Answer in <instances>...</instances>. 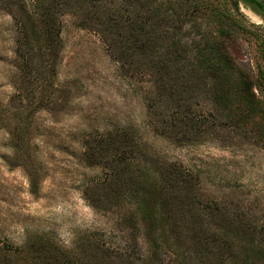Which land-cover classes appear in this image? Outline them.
Returning <instances> with one entry per match:
<instances>
[{"label": "rangeland", "instance_id": "374dc122", "mask_svg": "<svg viewBox=\"0 0 264 264\" xmlns=\"http://www.w3.org/2000/svg\"><path fill=\"white\" fill-rule=\"evenodd\" d=\"M36 1L0 0V264H49L38 258L42 242L56 243L67 264H116L130 251L132 264H195L172 244L153 184L158 167L170 163L190 174L200 207L223 201L228 214L238 213L237 229L210 225L221 247H232L229 264L240 257L264 264L260 12L243 0H162L168 14L161 19L166 34L161 49L167 51L174 37L196 41L198 51L205 34L218 36L223 26L228 32L222 40L235 59L224 79L215 61L204 75L191 74L180 62L177 94L193 96L190 117L197 125L184 133L188 115L179 114L183 125L175 133L163 122L170 110L150 111L153 77L122 65L103 37L71 14L62 17L54 68L49 71L44 43L32 54L38 64L22 72L19 32ZM36 41L33 33L26 39L34 47ZM250 83L253 88H246ZM251 96L256 106L238 109L223 102ZM123 132L134 142L120 145L114 138ZM131 216L136 235L129 228ZM134 236L137 247L131 245Z\"/></svg>", "mask_w": 264, "mask_h": 264}, {"label": "trees", "instance_id": "16d2710c", "mask_svg": "<svg viewBox=\"0 0 264 264\" xmlns=\"http://www.w3.org/2000/svg\"><path fill=\"white\" fill-rule=\"evenodd\" d=\"M243 1L258 4L255 0ZM36 2V9L34 8L32 16L29 15L28 22L24 21L20 27V39L16 52H18L19 68L22 72L38 64L32 54L34 50L41 51L44 43L50 50L49 71L54 68L52 66L58 55L61 33L65 25L62 17L64 14H71L78 19L79 25L100 34L122 65L129 67L135 73H147L153 77L156 97L151 99L150 111L159 115L170 110L171 114L168 113V115L171 117H164L163 122L164 125L171 126L175 133L179 132L183 125V116L181 118L179 114L188 115L189 120L185 122L186 128L182 129L184 133L197 125L190 117L195 112L193 96L179 98L177 94L179 91L177 86L180 87L177 83L181 73L180 62L188 64L191 74L204 75L209 71V65L215 61L217 76L220 79L227 78L228 71L235 68L232 64L235 59L222 40V36L228 32L223 26L218 36L205 34L203 42L199 43L204 45L198 47V51L193 49V45H198L196 41L183 43L178 42L174 37L167 51L161 49L163 36L166 35L161 27V19L168 14L162 10V0H37ZM237 3L236 0L235 4ZM209 4L208 2L207 5ZM30 33L36 36V47L26 42V39L28 41L30 39ZM40 67H37V70L42 80L43 73ZM246 88L252 89V83ZM248 100L230 102L226 99L223 102L231 106L237 104L238 109L248 103L257 105L254 96ZM127 136L128 134L123 132L117 134L114 139L120 142V145H125V142H134V138L128 139ZM120 154L125 153L122 151ZM156 173L158 180L153 184L157 190L158 203L168 219L175 249L192 256L195 264H229V259L233 258L232 247L229 243H226L224 248L221 247L222 244H219L220 240L216 237L218 234L212 231L210 225H218L224 232L232 227L237 229L240 225L238 213L228 214L227 206H223L225 204L223 201L209 202L200 207L196 196L199 194L192 183L190 174L174 163L161 164ZM96 205L98 206L99 202H96ZM132 218L129 228H132L133 235H136L134 231L137 229V224L134 217L131 216L130 220ZM225 218L228 219L226 223L218 221ZM133 240L134 243L131 245L137 247L135 236ZM38 249V258L42 261L49 264L59 261L61 262L59 264H67L64 252L56 243L46 245L42 242ZM163 254L167 255V252ZM122 255L119 256L116 264H132L131 256H134V252L130 251L125 254L126 256ZM160 256L159 253L155 254L156 259ZM233 264L256 263L240 257L239 260L233 261Z\"/></svg>", "mask_w": 264, "mask_h": 264}, {"label": "flooded vegetation", "instance_id": "af4514ba", "mask_svg": "<svg viewBox=\"0 0 264 264\" xmlns=\"http://www.w3.org/2000/svg\"><path fill=\"white\" fill-rule=\"evenodd\" d=\"M247 4L255 7L257 9V11L260 12V14L264 17V6L263 5H261L260 3H258V4H256V3H247Z\"/></svg>", "mask_w": 264, "mask_h": 264}, {"label": "water", "instance_id": "95a60500", "mask_svg": "<svg viewBox=\"0 0 264 264\" xmlns=\"http://www.w3.org/2000/svg\"><path fill=\"white\" fill-rule=\"evenodd\" d=\"M256 1L264 6V0H256Z\"/></svg>", "mask_w": 264, "mask_h": 264}]
</instances>
